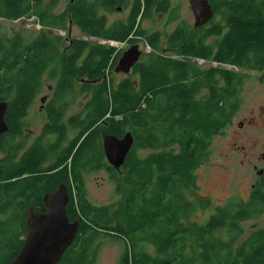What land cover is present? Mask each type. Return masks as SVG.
Listing matches in <instances>:
<instances>
[{
    "label": "trees",
    "instance_id": "trees-1",
    "mask_svg": "<svg viewBox=\"0 0 264 264\" xmlns=\"http://www.w3.org/2000/svg\"><path fill=\"white\" fill-rule=\"evenodd\" d=\"M132 1L69 0L55 12L61 0H0V18H34L41 26L28 44L23 31L13 38L0 31V100L9 104L6 121L10 117L13 129L42 93V78L48 74L56 80L48 115H56V109L67 114V100H74L79 82L88 95L83 115L96 118L94 124L107 119L109 133L122 137L130 131L134 136L121 170L108 167L121 197L116 203L94 205L82 183H76L77 199L71 196L68 210L80 228L60 264H96L108 240L123 244L116 264H264V226H243L264 215V184L251 190L247 200L229 199L204 222L192 221L198 213L205 219L214 205L199 195L196 171L209 162L214 136L229 128L241 109L245 83L252 73L264 72V0H209L214 16L208 24L193 34L181 26L182 32L167 38L168 49L147 53L134 66V77L115 85L111 74L124 51L103 41L143 40L156 52L166 40L160 32L149 33L143 23L154 14L174 20L172 0ZM119 6L129 10L127 18L109 25L106 14ZM73 27L82 37H72ZM194 59L217 66L201 67ZM6 137L7 132L0 135L4 156ZM30 155L15 169L5 158L1 161L0 213L19 211L0 222V238L24 227L31 199L41 201L60 184L56 182L70 179L69 167L55 175L41 168L45 152ZM50 178L53 182L45 183ZM191 193L195 199H189ZM10 257L0 253L1 261Z\"/></svg>",
    "mask_w": 264,
    "mask_h": 264
},
{
    "label": "rangeland",
    "instance_id": "rangeland-1",
    "mask_svg": "<svg viewBox=\"0 0 264 264\" xmlns=\"http://www.w3.org/2000/svg\"><path fill=\"white\" fill-rule=\"evenodd\" d=\"M68 1L69 0H61L55 12L63 11ZM171 7L173 8L172 13H174V20H172V22L169 21V15L163 16L154 14L151 19L143 23V28L145 30L149 31V33L160 32V34L163 35L162 38H165L166 42L162 44L159 50L152 52L151 47L146 45L143 40H139V48L143 54L138 63L147 57V53L157 55L162 54L165 49H168L166 46L167 38L175 32H182L180 30L181 26L185 25L189 27V32L191 34L194 33L195 29H198L194 28L195 19L188 0H172ZM128 12V9H122L114 11L111 14H106L109 25L116 21L125 20ZM40 29L41 26L34 22V18L21 21H11L0 18V31L4 32L5 36L8 38H13L14 33L17 31H23L25 35L23 36L25 44H28L29 40L35 35L37 36ZM61 34L64 35L62 32ZM72 37H82L78 27L72 28ZM211 40L212 39H210L209 42ZM103 42L105 43V41ZM111 44L117 47H123L121 44H113L112 42ZM124 50L126 51L127 48ZM196 63L201 67L210 65L216 66L215 64H207L203 62L202 59H196ZM53 67L54 66H51V69H53ZM225 67L228 69L232 68L230 66ZM131 72L126 74L121 71L116 74L114 70L111 77L116 85L126 77L133 78L134 75H132ZM252 76L253 78L248 80L244 85L243 104L234 117L232 125L222 133L214 136L209 162L196 171L197 183L200 187L199 195L212 199L214 205L205 213V219L202 218V215H200L201 213H198V215L194 216L192 221L194 220L198 223L204 222L214 213L217 205L225 203L229 199L239 201L247 200L251 193V185L255 182L253 163H258L262 168L264 167V157H262L264 154V72H254ZM42 83V93L44 95H49L50 92L48 88L56 85V80L49 78L48 74H46L42 78ZM81 89L82 85L76 82L75 92L71 97V99L74 100H67L69 105L68 115H79L82 106L86 104L84 102L87 101L88 95L82 93ZM38 101L36 98L33 105L29 108L27 116H25L26 122L30 125V131L36 136L42 133L43 122L41 117L46 115L45 112L41 110ZM44 118H46V116H44ZM101 126L105 127L103 129L105 133L107 126ZM147 153V151L143 152V155ZM3 157L4 155L0 154V164ZM92 157L94 160L97 159V148L96 153ZM251 161L253 163H251ZM112 175L111 171L106 168L99 169L98 172L94 171L88 176V197L92 199L94 205H112L121 198L117 195L116 185L111 180ZM192 196L195 199L196 196L193 193L189 195V199H192ZM21 204L22 201H19L17 207ZM10 211L12 212L14 209ZM1 219L3 220L4 217ZM252 224L263 227L264 215L257 220L243 223V226L249 229ZM146 248L149 252L153 253L152 247L146 245ZM122 251V242L108 240L101 246L100 255L96 264H116Z\"/></svg>",
    "mask_w": 264,
    "mask_h": 264
},
{
    "label": "flooded vegetation",
    "instance_id": "flooded-vegetation-1",
    "mask_svg": "<svg viewBox=\"0 0 264 264\" xmlns=\"http://www.w3.org/2000/svg\"><path fill=\"white\" fill-rule=\"evenodd\" d=\"M121 8L123 9V7ZM116 11H118V7H116ZM139 42L128 44L127 50L128 48L134 45L139 46ZM119 60L117 62L116 67L118 66ZM194 61L196 62V59H194ZM211 64H215L217 66L215 62ZM131 71H133V69ZM48 91L50 93H54V86H50L48 88ZM37 101L40 104L41 110H43L46 114L44 115L46 116V118H44V116L41 117V120L43 122L42 133L37 136L34 135V133L29 129L30 125L26 122L25 116L20 118L19 124L17 125V129L15 130L11 125L9 117L7 121V137L5 140L7 145V153L3 158L7 160L10 168L15 169L18 164H20V166L22 167L24 166L25 161H28V159H30L31 152L41 150L47 154V160L43 164H41V168L44 170L47 169L48 174L55 175L69 167L70 179L56 182L60 184L55 187V189H53L52 191L45 192L41 201L37 199H31L29 201V203L31 204H28L25 208L26 215L24 227L20 229L16 228L9 230L4 233L5 236L0 238V253L11 256L10 259L6 261L0 260V264H12L18 257V254L21 252L22 247L24 246L27 236L29 234V211L31 209H34L37 211L40 210L44 214L48 212V208L46 206V195L54 194L59 190L61 186H66L68 194L70 196L67 203V212L69 215L68 205L74 203V200L71 199V196L75 198V201L77 199L76 183H82L83 189L85 190L88 196V176L94 171L98 172V169L101 166H107V168L110 167L111 169L113 168L109 164L108 159L105 155V150L103 146L104 131L97 130L100 124L107 126L108 128L111 123L108 122L107 119H101L99 120V122L94 124L95 120H97L96 118L94 119L91 114L89 116L83 115L82 113L85 111V106L87 105L88 101L84 102L86 103V105L82 106L81 113L79 115L73 116L68 115V110L66 115H59L57 109L56 115H48L46 107L51 102L49 95H44L43 93H41L37 97ZM107 128L105 129V132L108 133V135L122 138L125 134L124 133L122 137H119L115 133H109ZM92 133H94L95 140L92 139ZM87 139L89 140L87 141ZM86 141L88 143L87 145ZM83 146L85 147L78 155V150H80ZM93 146L96 147L98 150V157L95 160L92 157ZM262 157H264V154ZM251 163L253 162L251 161ZM76 165H79V168L74 169ZM253 169L255 170V182L251 185V190L255 189L258 184H264V173H261V171L264 170V167L262 168L258 163H253ZM52 182L53 180L50 178L49 181L45 183ZM65 183H69V185ZM50 187L51 186L49 185V188ZM88 200L92 202V199H90L89 197ZM17 211L19 210L15 208L12 212L10 211L6 214L0 213V222H4L7 219L11 218L13 214H15ZM2 217H4L3 220L1 219ZM13 254L15 255L13 256Z\"/></svg>",
    "mask_w": 264,
    "mask_h": 264
},
{
    "label": "water",
    "instance_id": "water-1",
    "mask_svg": "<svg viewBox=\"0 0 264 264\" xmlns=\"http://www.w3.org/2000/svg\"><path fill=\"white\" fill-rule=\"evenodd\" d=\"M194 15V28L208 24L214 16L209 0H188ZM118 10H122L121 7ZM142 51L138 45L124 52L115 71L129 74L139 62ZM8 102L0 100V135L7 131L6 112ZM134 143V136L127 132L122 138L103 135V146L108 162L120 170ZM264 173V170L261 171ZM60 192L46 197V214L31 209L29 211V234L21 252L12 264H60L65 253L73 245L78 235L80 222H72L66 216V201ZM62 195V194H61Z\"/></svg>",
    "mask_w": 264,
    "mask_h": 264
},
{
    "label": "bare ground",
    "instance_id": "bare-ground-1",
    "mask_svg": "<svg viewBox=\"0 0 264 264\" xmlns=\"http://www.w3.org/2000/svg\"><path fill=\"white\" fill-rule=\"evenodd\" d=\"M77 139V138H76ZM80 140V139H79ZM107 158V157H106ZM105 159V158H104ZM102 160V159H101ZM110 175V174H109ZM114 182V181H113ZM61 193L59 196H60V198L61 197H63L64 199H65V201H66V216L70 219V217H69V215H68V212H67V203H68V200H69V194H68V191H67V187L66 186H61L60 188H59V190L57 191V192H55L54 194H57V193ZM54 194H48V195H46V197L47 196H53ZM40 211V210H39ZM40 213H42L41 211H40ZM42 214H44V213H42ZM79 221V220H78ZM80 222V221H79ZM16 260V259H15Z\"/></svg>",
    "mask_w": 264,
    "mask_h": 264
},
{
    "label": "clouds",
    "instance_id": "clouds-1",
    "mask_svg": "<svg viewBox=\"0 0 264 264\" xmlns=\"http://www.w3.org/2000/svg\"><path fill=\"white\" fill-rule=\"evenodd\" d=\"M111 42H112L113 44H121L123 47H118V48H119V49H122V51H124V52L127 51V50H126V51L124 50V49L127 48V46H128L127 43H120V42H116V41H108V42H105V43L111 44ZM111 45H112V44H111ZM113 46H114V45H113ZM115 47H117V46H115ZM149 47H150V46H149ZM130 48H131V47H130ZM130 48H129V49H130ZM129 49H128V50H129ZM139 49H140V48H139ZM123 54H124V53H123ZM123 54H122V56H123ZM142 54H143V53H142ZM122 56H121V57H122ZM120 59H121V58H120ZM119 61H120V60H119ZM202 61L205 62L204 60H202ZM118 64H119V63H118ZM137 64H138V62H137ZM6 102H7V101H6ZM8 105H9V104H8ZM128 132H130V131H128ZM105 133H106V132H105ZM126 133H127V132H126ZM126 133H125V134H126ZM131 133H132V132H131ZM107 134H108V133H107ZM125 134H124V135H125ZM132 147H133V146H132ZM131 149H132V148H131ZM130 151H131V150H130ZM130 151H129V152H130ZM123 165H124V164H123ZM112 167H113V166H112ZM113 168H114V167H113ZM121 168H122V167H121ZM115 170H116V169H115ZM118 171H119V170H118Z\"/></svg>",
    "mask_w": 264,
    "mask_h": 264
}]
</instances>
